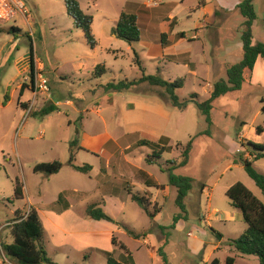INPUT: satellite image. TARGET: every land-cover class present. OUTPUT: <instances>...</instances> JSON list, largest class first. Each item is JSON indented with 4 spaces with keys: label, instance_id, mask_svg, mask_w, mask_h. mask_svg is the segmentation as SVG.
Wrapping results in <instances>:
<instances>
[{
    "label": "rangeland",
    "instance_id": "rangeland-1",
    "mask_svg": "<svg viewBox=\"0 0 264 264\" xmlns=\"http://www.w3.org/2000/svg\"><path fill=\"white\" fill-rule=\"evenodd\" d=\"M22 1L30 13L29 23L21 16L14 23H0V264H13L5 258L1 246L12 242L9 223L16 211L25 213L33 207L47 213L59 193L85 190L79 200L67 192L75 200V214L81 218L84 208L100 201L99 191L93 188L100 162L116 179L124 176V181L113 179L112 186L109 184L119 193L115 202L122 201L124 208L110 205L101 208L120 222L121 231L116 236L134 252L136 264H152V260L146 247L126 230L139 237L153 231L163 242L165 231L156 225L169 230L177 215L181 219L169 230L172 242L165 248L169 264H203L205 251L211 244L218 249L207 260L209 264L215 258L226 264L228 257H234L235 264H259L256 257L239 256L229 246L231 240L245 232L246 225L225 194L239 182L264 203L261 191L247 176L241 161L252 160L245 147L248 142L264 146V58L257 60L251 77L239 91L213 102L210 128L194 103L184 111L174 109L161 88L143 83L122 93L103 89L112 81L141 77L134 62L136 53L146 75L159 70L166 81L184 80L183 88L176 92L180 100L197 95L193 98L196 102L206 101L214 83L226 80L227 69L243 58L240 40L243 18L236 8L242 0H77L81 10L93 19L94 47L74 25L65 0ZM136 4L147 9L138 12L140 42L129 45L116 38L113 30L120 13L134 14ZM254 9L252 43L264 44V0H255ZM10 27L20 32L8 33ZM181 33L184 38L179 37ZM31 43L37 59L30 54V65L21 59L19 74L16 61L30 53ZM177 60L179 63L174 62ZM102 65L107 72L95 79V69ZM35 69L48 79L47 94H33L27 76ZM7 93L9 102L2 106ZM20 95L23 100H29L23 103V111L16 104ZM66 99L73 101L75 107L63 105ZM32 102L30 114L25 116ZM51 102L63 104L45 117L34 116L52 105ZM257 128L263 132L257 134ZM205 130L209 134L200 135ZM133 131L139 134L123 136ZM160 136L169 138L170 148L163 153L160 166L148 165L145 158L152 150L137 148L136 142L140 139L156 142ZM190 140L193 142L187 165L174 171L193 181L184 201L186 212L181 213L174 203L175 190L170 193L163 186H168V162L178 165L181 152ZM73 141H76L75 164L93 167L89 175L66 166ZM120 150L126 156H118L116 151ZM104 151L115 155L109 157ZM55 160L65 164L60 174L46 177L33 173L36 165ZM253 168L264 176L263 159L253 162ZM139 169L162 186L144 193V189L148 190V183L144 182L148 178ZM130 171L141 179L135 177L129 181ZM16 181L22 185L23 200L14 198ZM127 181L133 186L128 188L124 183ZM125 187L148 200V210L154 215L159 213L156 223L127 197ZM87 221L95 222L89 218ZM60 239L45 228L43 244L55 264H105L96 251L105 246L103 242ZM192 240L203 241L205 245L193 249ZM161 262L162 258L158 257V263L164 264Z\"/></svg>",
    "mask_w": 264,
    "mask_h": 264
},
{
    "label": "trees",
    "instance_id": "trees-1",
    "mask_svg": "<svg viewBox=\"0 0 264 264\" xmlns=\"http://www.w3.org/2000/svg\"><path fill=\"white\" fill-rule=\"evenodd\" d=\"M254 1L255 0H242L236 6L243 18L242 32L240 36L243 58L239 63L234 64L227 69L226 80H220L214 83L210 92V97L206 101L202 103L196 102L193 98H197V95H193L190 99L180 100L176 92L183 88L184 80L177 79L173 82L166 81L160 76L159 70H157L154 75H146L141 66L140 59L135 52L134 62L141 72V77L133 80L124 79L118 82L112 81L105 84L103 89L106 92L122 93L127 92L133 87H137L143 83H147L152 87L161 88L165 91L166 100L174 109L184 111L190 103H194L201 115L204 117V121L208 128H210L212 125L211 111L213 109V102L230 92L239 91L242 85L251 77L257 60L264 58V44L252 43V25L256 19ZM65 5L68 14L74 19V25L82 30L88 44L91 47H94L95 41L92 35V17L86 15L81 10L77 0H65ZM139 25V17L136 14L122 12L118 17L113 33L116 38L125 41L129 45L138 43L140 42ZM7 32L17 34L20 30L16 27H10ZM178 35L179 37L184 38V33ZM163 41L162 45H164ZM32 52L33 46L31 43V56ZM174 62L179 63V60ZM106 72L107 70L105 66H98L95 69L94 78L100 79L106 74ZM7 101L8 93L4 96V102ZM55 111H57V107L50 105L35 113L34 116L38 115L40 117H45ZM261 132H263L261 128L256 129L257 134H260ZM207 134H209V130H205L200 135ZM192 142L193 140H190L182 150L180 163L177 165L174 162H168L169 167L166 168V172L168 173V186L173 187L176 190L174 203L181 213L186 212L184 201L192 189L193 181L190 177L174 174V171L177 168H182L187 165L189 154L192 149ZM75 144L76 141H73L70 144V158L66 165L70 166L74 171L80 174L87 175L92 169L91 166H76L73 164ZM168 144L169 138L161 137L157 142L140 139L136 142V147H146L152 150V154L145 158V163L148 165L160 166L163 153L167 152L170 148ZM245 147L249 152V156L252 158L251 161L247 159L241 160L243 162L245 172L254 182L256 187L261 191L264 197V176L259 174L253 168V162L260 159L264 160V146L248 142ZM64 166L65 164L57 160L50 163H40L33 168V173L50 177L58 174ZM147 183L149 188L158 187V185L153 181H148ZM13 192L16 200H23V188L18 181L15 182ZM127 193L129 194L131 200L136 203L152 221L155 215L148 210V200L133 194L129 189H127ZM225 195L230 203V206L241 213L242 220L246 225L245 232L239 238L231 240L229 246L237 255L256 257L259 264H264V203L256 198L250 190L239 182L228 188ZM63 199V195H59L57 204H60ZM86 216L95 221H105L115 224L114 220L97 205L88 206L86 209ZM179 219L181 218L178 215L173 218V223L170 229L174 228ZM9 225L11 226L10 235L12 242L1 246V250L6 259L13 264H55L48 257L47 252L45 251L43 245L44 229L40 217L35 209L30 208L25 213L20 210L16 211L14 213V218L11 220ZM159 229L163 231L167 228L160 226ZM130 235L136 239L139 237L132 233H130ZM217 236L221 238L220 234H217ZM111 243L114 247L112 252H101V255L105 259V264H134L131 254L127 248L117 240L116 237H112ZM164 245H166L165 242L159 248L158 256L162 258L164 264H167L166 256L163 251ZM210 264H220V262L217 258H215ZM226 264H235V258H226Z\"/></svg>",
    "mask_w": 264,
    "mask_h": 264
},
{
    "label": "crops",
    "instance_id": "crops-1",
    "mask_svg": "<svg viewBox=\"0 0 264 264\" xmlns=\"http://www.w3.org/2000/svg\"><path fill=\"white\" fill-rule=\"evenodd\" d=\"M137 5V4H136ZM238 5V4H237ZM144 8V9H143ZM140 9H147V7H143V6H139L137 5L135 7V13L137 16L140 14L138 12H141ZM224 10V9H223ZM133 12V11H132ZM142 14V13H141ZM146 17V16H145ZM168 17H171V16H168ZM144 18V17H143ZM145 20V19H143ZM141 20H139V23H140ZM18 29V28H17ZM114 35V34H113ZM115 36V35H114ZM116 37V36H115ZM141 38V37H140ZM33 45H34V42H33ZM32 45V46H33ZM34 48V47H33ZM167 47H165L166 49ZM164 49V48H163ZM28 55H30V53L28 54H24L22 55V57H20L17 61H16V67L18 69V72L20 74V68H19V65L21 64V59H26V61L28 62L27 64H31V61L28 57ZM32 55L35 57V51L33 49V52H32ZM36 58V57H35ZM37 59V58H36ZM29 78V74L27 76ZM24 84L22 85H19V90H21V87L23 86ZM9 97V95H8ZM23 95H20V98L17 99V106L20 108L21 111H23V103H26L28 102L29 100H23ZM9 102V98H8V101ZM64 102V104H63ZM63 102H57V103H52V105L56 106L57 107V110L58 108H60V106L63 105H66L67 107H72L74 108L75 105L73 103V101L71 100H64ZM5 103L6 102H3L1 103L2 106H5ZM24 107V106H23ZM97 111L99 109H96ZM76 112L78 113V110L76 108ZM70 124V123H69ZM135 134H139V132H136V131H133V133H127V134H124L123 136L127 137L128 135H135ZM163 137V136H160L159 139ZM157 139V141L159 140ZM147 140V139H145ZM156 141V142H157ZM103 151V150H102ZM105 152V151H104ZM118 153V156H126V152L124 150H120V151H116ZM106 154L109 155V157H113L115 154L113 153H110V152H105ZM126 161V160H125ZM128 162V161H126ZM74 165L75 164V160L73 162ZM67 166V165H66ZM78 166V165H76ZM70 167V166H68ZM64 168V167H63ZM63 168L60 170V172L58 174L61 173V171L63 170ZM71 168V167H70ZM91 171L93 170V167H91ZM72 169V168H71ZM73 170V169H72ZM74 171V170H73ZM90 171V173H91ZM109 170H107V167L104 169L102 166H101V162H100V169H99V174L97 175V177L95 178V180L97 181L96 184L94 185V190L95 191H99V202L98 203H93V205H97L99 208H101L102 206L104 208L107 207V205H110L112 208H116L118 206V208L120 209H123L124 208V203L121 201V202H115L117 201V197L116 196H119V193H117L116 189L115 188H112L110 187L109 184H113V179L116 180V181H119L121 179H123V181L125 180L124 179V176L121 175L119 177V179H116L115 177H113V172L110 173L108 172ZM76 172V171H75ZM78 173V172H77ZM89 173V174H90ZM139 173H143V175L145 177H147L148 179H145L144 182H148V181H153L154 183H156L158 186H162V185H159L155 180H153L151 178V175L148 174L147 172H145L144 170L142 169H139ZM56 174V175H58ZM87 174V175H89ZM140 174V175H141ZM135 177L137 178H140V176H136V174L133 172V171H130L128 173V180L131 181L132 179H134ZM121 178V179H120ZM141 179V178H140ZM129 181L127 182H124L125 184H128L127 187H132V183H130ZM124 184V185H125ZM131 184V185H130ZM127 187H125L124 189V192L126 193L127 197H129V199L131 200L129 194L127 193ZM164 187V190L165 191H171L172 192V189H174L173 187H170V186H163ZM148 190H143L144 193H147V191L149 192L150 188L148 187L147 188ZM103 190H105V192H102ZM130 190V189H129ZM175 190V189H174ZM67 192H70L72 193L74 197H77V200H79L80 198L84 197L85 195V190L84 191H63L61 193L58 194L57 198L55 199V201H53L50 206H49V210L48 212L46 213L44 210H40V209H35L33 207H30V208H33L37 211L39 217H40V220L42 222V225H43V229L45 230V228H48L49 230H52L55 234H57L59 237H61L60 241H66V240H72V241H85V240H88V241H91V242H94V243H101L103 242L105 244L104 247H102L101 249H96V251L101 255V252H112L114 250V247L111 243V240H112V237H116L117 240L122 243L126 248L127 250L129 251V253L131 254L132 258H133V261H134V264H136V258H135V255H134V252L131 251L117 236L116 234L120 233L121 231V226L120 225V222L116 221V217L111 215L109 213L108 216H110L115 224L113 223H108V222H105V221H95L89 217L86 216V209L84 208L83 209V212H81V218L78 217L75 212H74V204L75 203V200L71 199L70 196L67 195ZM170 192V193H171ZM150 193V192H149ZM175 193H176V190H175ZM63 195L64 199L63 201L60 203V204H57V199L59 197V195ZM122 198H124V196H121ZM97 198V199H98ZM116 198V200H115ZM175 198H176V195H175ZM114 199V201L112 200ZM112 201L110 202V204H108V201ZM132 201V200H131ZM175 201V200H174ZM133 202V201H132ZM134 203V202H133ZM136 204V203H135ZM137 205V204H136ZM91 206V205H90ZM138 206V205H137ZM139 207V206H138ZM140 208V207H139ZM141 209V208H140ZM159 213L157 215H155V217L153 218V220L151 222H155L156 223V220H157V217H158ZM91 219L92 221H95V222H88L87 221V218ZM45 221V223H44ZM205 222H209V220H205ZM125 227L127 226L126 224H124ZM158 227H160V225H156ZM164 227V226H162ZM175 227V226H174ZM166 228V227H165ZM170 230V229H169ZM169 230L165 229L163 231H165L163 237H164V241L161 242L160 239H159V234H157L156 232H149L147 231L146 233H143L140 235V237L138 239L134 238L132 235L130 237H132L135 241L137 242H141L145 247H146V250H147V254L149 255V257L151 258L152 260V264H159L158 263V250L159 248L161 247V245L165 242L166 245H164L163 247V251H164V254L165 253V248L166 246H168V244L171 241V238H172V235L171 233H169ZM126 233L127 234H130L132 233L129 229L126 230ZM134 234V233H132ZM134 235H139V234H134ZM189 235V233L187 234V236ZM44 245V244H43ZM204 242L203 241H200V240H192V243H191V247L193 249H198V248H203L204 246ZM208 246V245H206ZM74 247V246H73ZM44 248H45V251H46V246L44 245ZM59 249V248H58ZM217 246L215 245H209L208 248L206 249V259L205 261H203V264H209V261H207L209 259V257H211L213 255V253L217 250ZM136 251H140L138 248L136 249ZM47 252V251H46ZM62 251L59 250V253H61ZM64 253L65 255H67L68 253L67 252H62ZM48 255V253H47ZM102 256V255H101ZM166 256V255H165ZM103 257V256H102ZM69 257H66V259H68ZM104 258V257H103ZM51 259V258H50ZM52 260V259H51ZM105 260V259H104ZM167 260V259H166ZM163 263V262H161ZM167 264L168 261L166 262Z\"/></svg>",
    "mask_w": 264,
    "mask_h": 264
},
{
    "label": "built area",
    "instance_id": "built-area-1",
    "mask_svg": "<svg viewBox=\"0 0 264 264\" xmlns=\"http://www.w3.org/2000/svg\"><path fill=\"white\" fill-rule=\"evenodd\" d=\"M19 16H21L26 23H29L31 18L30 13L22 0H0V23H14ZM29 79L32 81L31 84L34 96H36L37 93L47 94L49 92L48 79L42 75L40 70L35 69L33 72H30ZM33 102L25 111V116L30 114Z\"/></svg>",
    "mask_w": 264,
    "mask_h": 264
},
{
    "label": "water",
    "instance_id": "water-1",
    "mask_svg": "<svg viewBox=\"0 0 264 264\" xmlns=\"http://www.w3.org/2000/svg\"><path fill=\"white\" fill-rule=\"evenodd\" d=\"M28 57H30V55H28Z\"/></svg>",
    "mask_w": 264,
    "mask_h": 264
}]
</instances>
